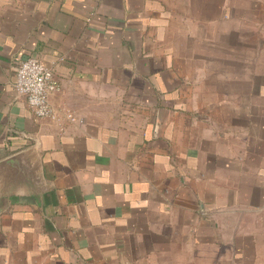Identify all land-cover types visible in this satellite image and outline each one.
Wrapping results in <instances>:
<instances>
[{"label": "crops", "instance_id": "1", "mask_svg": "<svg viewBox=\"0 0 264 264\" xmlns=\"http://www.w3.org/2000/svg\"><path fill=\"white\" fill-rule=\"evenodd\" d=\"M0 264H264V0H0Z\"/></svg>", "mask_w": 264, "mask_h": 264}, {"label": "built area", "instance_id": "2", "mask_svg": "<svg viewBox=\"0 0 264 264\" xmlns=\"http://www.w3.org/2000/svg\"><path fill=\"white\" fill-rule=\"evenodd\" d=\"M15 89L27 100L31 111L39 118L60 120V112L50 102V96L59 90L52 70L37 58L29 57L16 70ZM62 116V115H61ZM73 119L71 114H64Z\"/></svg>", "mask_w": 264, "mask_h": 264}]
</instances>
